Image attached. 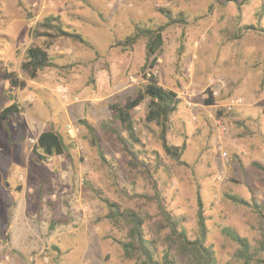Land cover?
<instances>
[{"label":"rangeland","instance_id":"obj_1","mask_svg":"<svg viewBox=\"0 0 264 264\" xmlns=\"http://www.w3.org/2000/svg\"><path fill=\"white\" fill-rule=\"evenodd\" d=\"M168 11L174 18L183 14L188 25L166 28L155 68L144 71L147 39L131 49L118 42L137 26L166 24ZM48 17L60 18L93 49L44 28ZM246 25L256 29L238 38ZM33 45L46 49L56 65L32 80L21 65ZM6 72L27 86L11 90ZM150 74L178 94L167 138L172 146L185 145L188 164L168 156L159 129L146 126L147 100L133 118L151 176L131 165L103 127L115 117L110 105L135 97ZM13 103L23 122L0 121V264L140 262L125 256L120 241L129 228L106 218V199L144 219L146 238L156 241L161 258L168 250L175 264H186L156 193L189 240L199 237L200 194L205 245L218 264H236L237 245L223 228L253 243L262 236L253 208L227 195L264 204V0H0V113ZM51 129L63 136L68 152L41 160L38 138Z\"/></svg>","mask_w":264,"mask_h":264},{"label":"trees","instance_id":"obj_2","mask_svg":"<svg viewBox=\"0 0 264 264\" xmlns=\"http://www.w3.org/2000/svg\"><path fill=\"white\" fill-rule=\"evenodd\" d=\"M166 17L168 19L166 24L160 25L157 28L137 26L134 34L118 42V45L122 46L123 49H131L142 38L147 39L148 62L143 68L144 71L148 68H155L158 61L157 54L164 43L163 32L166 28L175 24L188 25V21L183 14L174 18L172 13L168 11L166 12ZM41 25L44 28H53L60 37L72 38L89 45L93 49L80 34L69 32L60 18L48 17ZM252 29L256 28L252 25H246L240 28L237 37L240 38L244 32ZM45 35L53 36L52 34ZM35 36H42V34L36 32ZM54 61L55 59L46 49L38 45H33L27 50L26 60L22 63L21 70L27 78L33 80L46 68L54 67L56 65ZM3 78L10 83L11 90L24 89L27 86V82L21 80L15 72H6ZM146 79V84L138 90L135 97L128 98L123 104L115 103L110 105L115 117L112 121L107 120L103 122V127L107 132L116 137L123 153L130 158L131 165L141 166L151 176L150 164L145 159L140 158V155L144 152V144L133 118V111L147 100H149V106L145 117L146 126L155 125L159 129L158 138L168 156L180 165L187 166L188 164L182 159L186 149L185 145L181 147L172 146L169 144L167 138L170 130L171 117L178 109L180 103L178 94L163 88L153 74H150ZM10 120H15L20 124L23 122L21 109L16 103L6 107L0 113V121ZM94 140H96L95 137ZM95 145L101 159L103 162H106L102 148L97 140L95 141ZM35 152L39 159L44 160L53 156L64 155L68 152V146L63 136L58 131L51 129L40 134ZM254 165L255 167H260L257 163ZM227 198L236 204L252 207L260 219L263 230L262 236L253 243L249 238L241 235L234 228H223V233L226 237L237 245L233 255L234 261L236 264H264V204L256 199H252L251 201L245 200L238 195H227ZM155 199L165 224L170 228L171 235L175 237V241L177 240L179 243L178 251L184 257L186 264H218L214 252L205 245L208 228L204 204L200 194L197 199L199 237L195 240L188 239L186 231L181 228L180 220L166 210L158 193L155 194ZM105 203L109 209L106 218L115 225L124 223L129 228L127 240L120 241L127 258H135L138 256L140 262L136 264H175V256H172L167 250L161 258L156 241L146 238L144 229L145 222L139 214L130 210L122 211L117 203L111 202L108 199L105 200Z\"/></svg>","mask_w":264,"mask_h":264}]
</instances>
